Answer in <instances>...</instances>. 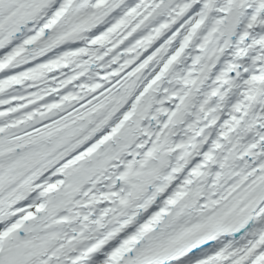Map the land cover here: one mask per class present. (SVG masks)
I'll return each instance as SVG.
<instances>
[{"label": "snow or ice", "instance_id": "1", "mask_svg": "<svg viewBox=\"0 0 264 264\" xmlns=\"http://www.w3.org/2000/svg\"><path fill=\"white\" fill-rule=\"evenodd\" d=\"M0 264H264V0H0Z\"/></svg>", "mask_w": 264, "mask_h": 264}]
</instances>
